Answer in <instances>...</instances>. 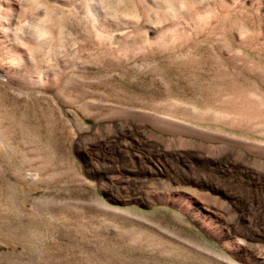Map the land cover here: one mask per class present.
Masks as SVG:
<instances>
[{
    "label": "rangeland",
    "instance_id": "374dc122",
    "mask_svg": "<svg viewBox=\"0 0 264 264\" xmlns=\"http://www.w3.org/2000/svg\"><path fill=\"white\" fill-rule=\"evenodd\" d=\"M95 9L49 69L0 33V264H264V0Z\"/></svg>",
    "mask_w": 264,
    "mask_h": 264
},
{
    "label": "clouds",
    "instance_id": "9594fccd",
    "mask_svg": "<svg viewBox=\"0 0 264 264\" xmlns=\"http://www.w3.org/2000/svg\"><path fill=\"white\" fill-rule=\"evenodd\" d=\"M193 0H139L141 21L145 17L163 23L175 20L188 11ZM201 3L204 0H200ZM0 0V33L11 36L28 54L33 64L46 69L71 55L79 46L73 32L75 26L90 31L98 40L104 34L93 11L99 6L109 18L123 9L129 0H15L19 13L15 15ZM244 39L243 32H238Z\"/></svg>",
    "mask_w": 264,
    "mask_h": 264
},
{
    "label": "bare ground",
    "instance_id": "6f19581e",
    "mask_svg": "<svg viewBox=\"0 0 264 264\" xmlns=\"http://www.w3.org/2000/svg\"><path fill=\"white\" fill-rule=\"evenodd\" d=\"M93 11L95 12L96 11V9H95V7H94V9H93ZM99 13V12H98ZM95 14H96V12H95ZM97 19H98V21H99V16H97ZM106 28V27H105ZM108 29V28H107ZM105 30V29H104ZM104 30L103 29H101V31L104 33L100 38H99V40L95 37V40L96 41H98L99 43H101V42H103V41H105L106 39H108V38H111V40H112V38L114 37V35H112L111 34V36H109L110 34H108V33H105L104 32ZM118 31V30H117ZM111 32V31H110ZM121 35H122V33H121ZM245 36V35H244ZM123 37V36H122ZM118 38V37H117ZM116 39V38H115ZM107 42V41H106ZM112 43V42H111ZM115 47V46H114ZM120 50H122L121 48H120ZM79 62H77V63H74L75 64V66L73 65H71L70 67H67L68 69H70V70H73V69H77L78 70V68H79V66L77 67V64H78ZM74 71V70H73ZM30 82L34 85V86H42L44 83H45V80H44V72H41V73H39L38 75H35L33 78H31L30 79ZM66 86V85H65ZM254 105H256V103L254 102ZM254 105H252L251 106V108H254L253 106ZM224 112V111H223ZM235 112V111H234ZM232 114H234L232 111H227V113L226 114H224V116H226V117H228V115H232ZM245 115H247V114H245ZM229 116V117H230ZM253 120H254V126L255 127H263V125H264V121L262 120V119H259V120H256L257 118H259V117H257V116H254L253 114H250L249 115ZM264 131V130H263Z\"/></svg>",
    "mask_w": 264,
    "mask_h": 264
}]
</instances>
